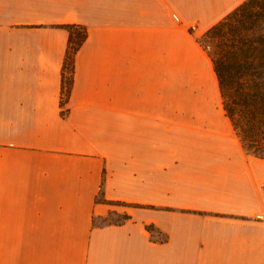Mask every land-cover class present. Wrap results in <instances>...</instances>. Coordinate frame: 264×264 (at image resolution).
Listing matches in <instances>:
<instances>
[{
  "label": "crops",
  "instance_id": "1",
  "mask_svg": "<svg viewBox=\"0 0 264 264\" xmlns=\"http://www.w3.org/2000/svg\"><path fill=\"white\" fill-rule=\"evenodd\" d=\"M243 1L0 0V264H264V159L197 41Z\"/></svg>",
  "mask_w": 264,
  "mask_h": 264
},
{
  "label": "trees",
  "instance_id": "2",
  "mask_svg": "<svg viewBox=\"0 0 264 264\" xmlns=\"http://www.w3.org/2000/svg\"><path fill=\"white\" fill-rule=\"evenodd\" d=\"M61 27L68 32L61 85L66 100L73 81L74 56L87 32L75 24ZM202 38L206 44L198 38L197 41L211 59L225 116L243 149L264 159V0H244L206 30ZM109 214L120 216L116 212ZM121 218L123 221L129 217L122 214ZM146 228L153 232L152 225Z\"/></svg>",
  "mask_w": 264,
  "mask_h": 264
},
{
  "label": "rangeland",
  "instance_id": "3",
  "mask_svg": "<svg viewBox=\"0 0 264 264\" xmlns=\"http://www.w3.org/2000/svg\"><path fill=\"white\" fill-rule=\"evenodd\" d=\"M204 34V32L200 35H198V39H200L204 44H206V41H204V39L202 38V35ZM208 51H210V48H208ZM121 215L118 216V215H114V214H109L106 216L105 219L101 218V219H97L96 220V224H107V223H116V222H119V221H122V218H121Z\"/></svg>",
  "mask_w": 264,
  "mask_h": 264
}]
</instances>
